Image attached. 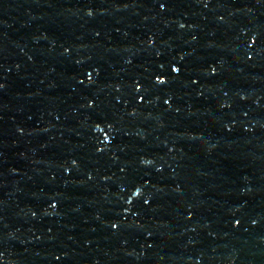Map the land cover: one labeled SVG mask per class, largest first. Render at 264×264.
Segmentation results:
<instances>
[{
  "label": "water",
  "instance_id": "1",
  "mask_svg": "<svg viewBox=\"0 0 264 264\" xmlns=\"http://www.w3.org/2000/svg\"><path fill=\"white\" fill-rule=\"evenodd\" d=\"M0 264H264V0H0Z\"/></svg>",
  "mask_w": 264,
  "mask_h": 264
}]
</instances>
